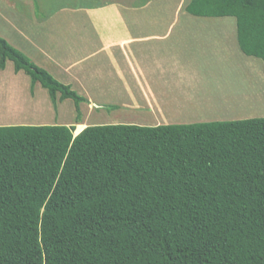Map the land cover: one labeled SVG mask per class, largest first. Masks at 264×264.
<instances>
[{
	"label": "trees",
	"instance_id": "1",
	"mask_svg": "<svg viewBox=\"0 0 264 264\" xmlns=\"http://www.w3.org/2000/svg\"><path fill=\"white\" fill-rule=\"evenodd\" d=\"M184 11L234 18L264 73V0ZM7 61L80 119L85 99L0 37ZM74 131L0 126V264H264V117Z\"/></svg>",
	"mask_w": 264,
	"mask_h": 264
},
{
	"label": "crops",
	"instance_id": "2",
	"mask_svg": "<svg viewBox=\"0 0 264 264\" xmlns=\"http://www.w3.org/2000/svg\"><path fill=\"white\" fill-rule=\"evenodd\" d=\"M86 1L75 4L73 0H0V37L59 82L72 85L79 96L101 106L95 109V117L85 120L80 116L77 122L74 119L63 126L76 129L82 125L83 130L99 125L194 123L186 118L192 106L185 103V97H193L192 81L200 77L201 56L193 51L192 42L198 36V27L177 25L173 10L159 11L158 0ZM184 3L185 8L188 0ZM159 14H165V20L159 19ZM225 18L233 19L235 24L232 17L215 19L228 25L224 30L231 41L232 20ZM193 19L207 21L202 17ZM12 71V63L9 66L7 61L1 73L9 74L11 84H18L23 73L12 75ZM56 74L66 80L69 74L73 82L62 81ZM37 84L32 89L29 86V94H35ZM108 92L107 96H115L116 103L104 107L105 103L96 98ZM31 94L29 98L34 103ZM132 97H139L141 103L132 105ZM143 97L147 102H142ZM152 98L155 103H149ZM33 109L38 112L39 106ZM103 111L113 115L101 116ZM135 111L148 112V116L139 118L134 116ZM33 117H19L14 123L0 126H42L34 121L37 115L29 120Z\"/></svg>",
	"mask_w": 264,
	"mask_h": 264
},
{
	"label": "rangeland",
	"instance_id": "3",
	"mask_svg": "<svg viewBox=\"0 0 264 264\" xmlns=\"http://www.w3.org/2000/svg\"><path fill=\"white\" fill-rule=\"evenodd\" d=\"M123 1L126 2L127 0ZM145 1L143 0V2ZM84 2L87 1L73 0L75 4ZM185 3L184 0H158L159 11L163 8L167 11L170 10V12L173 10V17L178 20L177 25L190 24V26L195 25L198 27V36L192 42L193 51L196 54L200 53L201 56L199 60L201 78H194L192 81L191 86H194L193 89L195 90L193 97H185V103L189 102V106L190 104L192 106L191 112L188 111L186 118L190 122H208L264 117V73L262 63L259 59L245 56L237 48L234 20L224 19L232 20L230 21L232 22L231 42L226 34L227 31L224 30L228 25H221L218 23L219 20L215 18H206L207 21L195 22L194 17L184 12ZM15 6L18 8V5ZM21 11L25 12L24 8ZM165 18V14H159V19L165 20ZM202 60L203 64L201 65ZM8 62L11 66L10 61ZM12 75H14V72ZM58 75L55 76L60 80H66L63 75L62 78ZM21 76L23 77L18 80V84H11L9 74H3L0 71V125H9L19 117L20 120L23 117H35V115L38 116L36 119L33 117L29 120L34 119L36 125H66L68 122L73 123L76 118V111L71 100L67 99L64 100L65 102L62 101L63 103H58L57 99L56 104L53 105L47 91L37 84L33 90L35 94L30 92L34 96L35 102L33 103L29 98V78L24 73ZM66 81L73 82L69 78V74ZM71 87L73 88L72 85ZM108 94L109 92L104 97L100 95L96 98L105 103L104 107L109 106L106 104L116 103L115 96L109 97ZM153 99L149 103H155L156 99ZM90 101V99L85 98V101L79 105L80 116L85 120L89 116L95 117V109L101 107L94 106ZM137 102L141 103L140 98L132 97V105L137 104ZM142 102L145 103L147 100L143 97ZM34 106H39L38 112L33 109ZM101 113V116L107 118H109V115H113L107 111ZM133 114L139 116V118L148 116V112L144 111H135ZM79 127L82 128V125L78 126L75 132L80 130Z\"/></svg>",
	"mask_w": 264,
	"mask_h": 264
},
{
	"label": "water",
	"instance_id": "4",
	"mask_svg": "<svg viewBox=\"0 0 264 264\" xmlns=\"http://www.w3.org/2000/svg\"><path fill=\"white\" fill-rule=\"evenodd\" d=\"M77 134H78V132H75V131H74L73 136H76Z\"/></svg>",
	"mask_w": 264,
	"mask_h": 264
},
{
	"label": "bare ground",
	"instance_id": "5",
	"mask_svg": "<svg viewBox=\"0 0 264 264\" xmlns=\"http://www.w3.org/2000/svg\"><path fill=\"white\" fill-rule=\"evenodd\" d=\"M80 130H81V128H80Z\"/></svg>",
	"mask_w": 264,
	"mask_h": 264
}]
</instances>
